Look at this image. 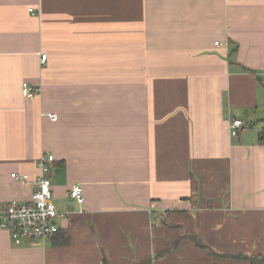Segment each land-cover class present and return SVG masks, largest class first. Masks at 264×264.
Returning a JSON list of instances; mask_svg holds the SVG:
<instances>
[{
  "label": "crops",
  "instance_id": "0c3cea01",
  "mask_svg": "<svg viewBox=\"0 0 264 264\" xmlns=\"http://www.w3.org/2000/svg\"><path fill=\"white\" fill-rule=\"evenodd\" d=\"M263 120L264 0H0V216L44 154L62 215L0 264L264 256Z\"/></svg>",
  "mask_w": 264,
  "mask_h": 264
},
{
  "label": "built area",
  "instance_id": "2783aa9c",
  "mask_svg": "<svg viewBox=\"0 0 264 264\" xmlns=\"http://www.w3.org/2000/svg\"><path fill=\"white\" fill-rule=\"evenodd\" d=\"M29 11L34 12L33 9ZM46 59L47 55H43V63L46 62ZM22 94L26 98L33 99L37 95V90L28 83H24ZM50 117L52 120L57 119L56 115ZM242 126V121L233 120L230 124L231 135L237 136ZM53 161L54 156L52 155L44 154L39 158L37 166L40 175L36 182L37 189L32 194L30 201L26 204H9L0 216V229L8 231L16 241L33 239L44 241L54 237L59 231L57 220L62 215L54 204L52 184L46 175L47 167ZM12 178L18 182H27L26 176L23 175L12 174ZM69 197L77 203L83 204L85 201L83 188L74 185L70 190Z\"/></svg>",
  "mask_w": 264,
  "mask_h": 264
},
{
  "label": "trees",
  "instance_id": "16d2710c",
  "mask_svg": "<svg viewBox=\"0 0 264 264\" xmlns=\"http://www.w3.org/2000/svg\"><path fill=\"white\" fill-rule=\"evenodd\" d=\"M263 122H264V120H263ZM259 142L262 145H264V128L261 130V132L259 134ZM59 234H60V230L58 231V233L55 236H58ZM193 242H194V244L198 248H201V249H204L205 248V246L201 243L200 240H196L195 239V240H193ZM63 243L67 244L68 241H64ZM169 252L170 251L157 254V255L154 256V258L149 259V260L142 261V262H140L138 264H153L155 259H159V258L163 257L165 254H167ZM211 254L213 256H216V254H213L212 252H211ZM231 257H234V258H237L239 260H242V261L246 262L247 264H264V256H241V255H233ZM104 263L106 264V261H104Z\"/></svg>",
  "mask_w": 264,
  "mask_h": 264
},
{
  "label": "rangeland",
  "instance_id": "374dc122",
  "mask_svg": "<svg viewBox=\"0 0 264 264\" xmlns=\"http://www.w3.org/2000/svg\"><path fill=\"white\" fill-rule=\"evenodd\" d=\"M234 258V257H233ZM235 259H237V258H235ZM239 260V259H238ZM239 261H241V262H244V261H242V260H239Z\"/></svg>",
  "mask_w": 264,
  "mask_h": 264
}]
</instances>
